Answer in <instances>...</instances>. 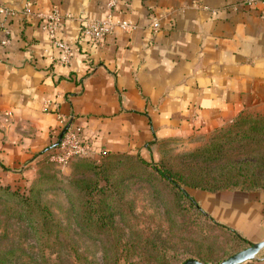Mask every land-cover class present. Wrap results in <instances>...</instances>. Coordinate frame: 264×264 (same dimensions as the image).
<instances>
[{"label": "crops", "instance_id": "crops-1", "mask_svg": "<svg viewBox=\"0 0 264 264\" xmlns=\"http://www.w3.org/2000/svg\"><path fill=\"white\" fill-rule=\"evenodd\" d=\"M27 1L34 12L69 15L59 32L74 46L69 64L59 61L41 19L24 16ZM242 1L118 0L115 17L136 27L118 28L95 47L80 18L105 17L108 0H0V181L35 176L60 141V116L82 130L87 156L99 160L150 159L163 143L190 149L242 113H264V3ZM189 192L252 244L264 241V189ZM243 264H264V249Z\"/></svg>", "mask_w": 264, "mask_h": 264}, {"label": "trees", "instance_id": "trees-1", "mask_svg": "<svg viewBox=\"0 0 264 264\" xmlns=\"http://www.w3.org/2000/svg\"><path fill=\"white\" fill-rule=\"evenodd\" d=\"M203 137L205 136H201L197 143ZM211 137L213 141L210 144L182 155L184 162H181V165L186 169L184 172L161 166L153 158L147 159L141 153L134 155L142 165L153 166L159 176L170 185L173 191L171 194L173 208L184 217L183 224L180 225L181 228L183 227V232H191L190 225L196 228L199 219H203L199 236H194L192 239L197 244L194 250L179 247L175 235L164 239L153 237L150 239L147 234L144 237L141 230L135 233L147 242L150 241L148 245L151 246L144 245L142 250L143 255L146 256V264H150L147 259H151L155 264H182L191 258L205 263H220L252 245V242L238 230L220 223L209 215L190 194L189 189L209 192L235 188L244 191L264 189V113H242L232 123L214 130ZM59 142L52 145V148H56ZM109 156L129 157L133 154L105 153L99 160L85 157L94 160L95 166H98L95 170H100L104 176H107L108 167L105 168L102 159ZM85 157H76L71 162L75 176L80 172L81 165L78 164ZM71 186L75 192L77 191L81 201L83 213L80 219L77 218L76 223L80 228L94 227L112 237L117 232L116 215L120 213L122 220L126 222L127 215L125 216L124 210L119 208L121 200L114 193L100 187L98 181L75 179L71 181ZM0 204L4 207L6 220L14 219L20 226H24L25 234H32L35 239V251L32 254L28 253L25 243L0 251V264H28L24 259L33 256L35 261L32 264H75L70 258L82 257L75 244L62 249L64 226L47 203L42 202L40 198L34 199L20 193L18 188L3 185L0 181ZM181 228L179 230H182ZM207 229L218 230L221 236L213 238L209 233H203ZM176 233L182 234L181 231ZM121 236L122 234L118 233L113 241L120 239ZM63 251L67 253L66 257L69 260H65Z\"/></svg>", "mask_w": 264, "mask_h": 264}, {"label": "rangeland", "instance_id": "rangeland-1", "mask_svg": "<svg viewBox=\"0 0 264 264\" xmlns=\"http://www.w3.org/2000/svg\"><path fill=\"white\" fill-rule=\"evenodd\" d=\"M211 135L212 133L203 137L190 149L180 150L175 143H163L159 147V156H152L150 159L153 158L161 166L172 167L177 171L184 172L186 169L181 165V162H184L182 155L210 144L213 141ZM134 155L136 154L129 157L109 156L102 159L105 168L108 167L107 176H104L100 170H95V167L98 168L95 166V161L89 160L87 157L82 158V161L79 160L81 162L78 165H81V168L80 172H77V176L73 174V170L70 174H65L62 171L64 167L45 158L43 160L45 163L41 164L35 176L18 184L15 182L2 183L14 189L18 188L20 193L27 194L34 199L40 198L42 202L47 203L64 226L62 249H67L68 245L75 244L82 254L81 258H74V256L70 258L75 264H146V256L142 252L143 246L151 245H148L150 241L147 242L135 234L140 230L143 231L144 237L147 234L150 239L152 237L164 239L175 235L179 247H188L190 250H194L197 244L192 239L194 236H199L203 219H199V225L196 228L190 225L191 232H183V227L181 228L180 225L183 224L184 217L173 208L171 196L173 191L170 185L159 176L153 166L142 165ZM71 162L67 166H70ZM75 179L96 180L100 187L114 193L121 200L119 208L124 210L123 214L127 215V220L124 222L120 213L116 215L117 232L112 237L94 227L82 229L76 224L77 218L80 219L83 212L77 191L75 192L71 186V181ZM198 218L200 217L198 216ZM192 228L195 229L194 232ZM178 231H181L182 234H177ZM118 233H121L122 236L113 241L117 238ZM203 233H209L213 238L221 236L218 230L207 229ZM225 239L227 241L226 237ZM22 243L27 245L28 253L32 254L35 251L33 235L25 234L24 226H20L14 219L6 220L4 207L0 204V251L12 249ZM66 256L67 253L63 251L65 260H69ZM147 260L150 264H155L151 259ZM24 261L32 264L35 258L34 256L33 258L26 257Z\"/></svg>", "mask_w": 264, "mask_h": 264}, {"label": "built area", "instance_id": "built-area-1", "mask_svg": "<svg viewBox=\"0 0 264 264\" xmlns=\"http://www.w3.org/2000/svg\"><path fill=\"white\" fill-rule=\"evenodd\" d=\"M257 2L264 3V0H243L245 5H253ZM118 4V0H108V14L102 18H89L81 17L80 22L82 25V36L91 45L98 47L101 46L106 37L113 33L116 29L120 28L127 32H131L136 24L127 20L117 19L114 11ZM2 13L7 15H14L15 11L3 7ZM23 14L26 17L36 15L41 21V27L47 32L52 45L60 52L59 61L62 64H69L72 60L74 46L72 43L64 39L59 35L61 29V23L64 19L70 18L69 15H64L58 8H53L49 12H34L33 3L27 1L23 10ZM151 27L154 33L160 31V16H155L152 19ZM8 36L3 39L2 44L8 45L10 43L9 29L5 30ZM60 123L62 126H67L68 119L64 116H60ZM91 150L89 141L85 138L83 132L79 128L68 127L63 137L61 138L58 146L49 155V159L58 165L65 167L76 157H85Z\"/></svg>", "mask_w": 264, "mask_h": 264}, {"label": "water", "instance_id": "water-1", "mask_svg": "<svg viewBox=\"0 0 264 264\" xmlns=\"http://www.w3.org/2000/svg\"><path fill=\"white\" fill-rule=\"evenodd\" d=\"M68 129V126L65 127L60 135V140L63 137L64 133ZM264 249V241L256 242L243 249L229 258L221 261L220 263H205L195 258L188 259L184 261L182 264H243L251 260H255L258 258V255Z\"/></svg>", "mask_w": 264, "mask_h": 264}]
</instances>
